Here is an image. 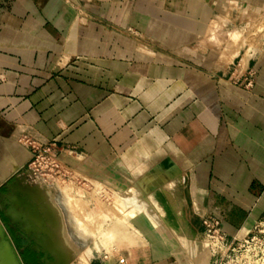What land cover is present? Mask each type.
Returning <instances> with one entry per match:
<instances>
[{"label": "crops", "instance_id": "1", "mask_svg": "<svg viewBox=\"0 0 264 264\" xmlns=\"http://www.w3.org/2000/svg\"><path fill=\"white\" fill-rule=\"evenodd\" d=\"M29 143L154 187L168 241L140 213L127 264H190L207 215L247 234L264 219V0H0V223L16 262L47 264L7 222Z\"/></svg>", "mask_w": 264, "mask_h": 264}, {"label": "rangeland", "instance_id": "2", "mask_svg": "<svg viewBox=\"0 0 264 264\" xmlns=\"http://www.w3.org/2000/svg\"><path fill=\"white\" fill-rule=\"evenodd\" d=\"M51 155L49 160H29L14 179L6 204L10 216L7 222L26 243L39 250L44 262L89 264L95 261L92 258L124 259L125 249L142 241L137 231H131L132 219L142 212L154 217V229L168 241L158 218L163 212L154 198V187L119 176L110 179L104 171L95 176L84 168L65 165L57 150ZM260 222L257 231L247 236L227 238V250L218 257V264H264V219ZM3 234L0 223V264H20ZM187 242L198 248V253L188 250L190 264H207L210 246L203 232L188 236ZM133 252L127 254L134 256Z\"/></svg>", "mask_w": 264, "mask_h": 264}, {"label": "built area", "instance_id": "3", "mask_svg": "<svg viewBox=\"0 0 264 264\" xmlns=\"http://www.w3.org/2000/svg\"><path fill=\"white\" fill-rule=\"evenodd\" d=\"M246 85H250L248 81ZM31 152V161L40 162L53 158L51 151L56 150L55 144L38 145L35 143H29ZM261 225L259 222L250 232L245 234L247 236L254 231H257ZM201 229L205 237L207 238L210 246V262L211 264H218V257L222 256L227 250V236L222 231V220L213 215H207L201 220ZM259 232V231H258ZM237 237L232 238L235 240ZM116 264H127L124 259L117 260Z\"/></svg>", "mask_w": 264, "mask_h": 264}, {"label": "bare ground", "instance_id": "4", "mask_svg": "<svg viewBox=\"0 0 264 264\" xmlns=\"http://www.w3.org/2000/svg\"><path fill=\"white\" fill-rule=\"evenodd\" d=\"M145 220L149 223V224H151L154 228H156V221H155V219H154V217L152 216V215H146L145 216ZM160 226V225H159ZM161 230V229H160ZM94 244V243H93ZM95 246V245H94Z\"/></svg>", "mask_w": 264, "mask_h": 264}, {"label": "flooded vegetation", "instance_id": "5", "mask_svg": "<svg viewBox=\"0 0 264 264\" xmlns=\"http://www.w3.org/2000/svg\"><path fill=\"white\" fill-rule=\"evenodd\" d=\"M13 236H11V237H14V234H12ZM17 242H19V238H18V235H17Z\"/></svg>", "mask_w": 264, "mask_h": 264}, {"label": "water", "instance_id": "6", "mask_svg": "<svg viewBox=\"0 0 264 264\" xmlns=\"http://www.w3.org/2000/svg\"><path fill=\"white\" fill-rule=\"evenodd\" d=\"M8 246V245H7ZM9 247V246H8Z\"/></svg>", "mask_w": 264, "mask_h": 264}]
</instances>
